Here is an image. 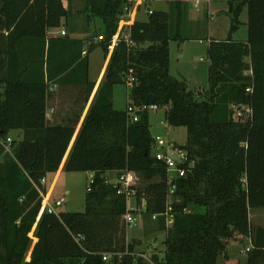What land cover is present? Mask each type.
<instances>
[{
	"label": "trees",
	"instance_id": "obj_1",
	"mask_svg": "<svg viewBox=\"0 0 264 264\" xmlns=\"http://www.w3.org/2000/svg\"><path fill=\"white\" fill-rule=\"evenodd\" d=\"M74 1L83 2L77 13L84 15L85 28L101 20L98 31L89 35H103L92 47L109 54L104 78L76 134L95 86L87 77V56L66 55L70 60L64 68L55 67L59 77L54 84H82L84 89L82 106L71 105L58 124L46 116L50 91L45 82V71L53 79L47 31L74 30ZM169 1V11L151 9L146 20L123 27L134 46L120 41L111 47L119 16L132 5L129 0H0V40L5 43L0 48V141L21 130L10 151L0 143V264H218L219 257V264H241L228 254L233 244L251 245L244 264H264V224L252 225L248 219L249 209L264 208V0H226L229 35L208 42L207 87L198 91L169 71V40L182 39L187 0ZM244 5L247 39L235 41L231 33ZM66 29L57 41L64 49L70 43L81 49L82 39L69 37ZM77 71L79 76L83 71V79H68ZM129 75L134 79L128 104H157L164 107L168 125L186 128L182 147L195 166L178 181L169 211L166 169L150 153L147 111L132 121L126 109L112 106L113 86ZM235 105L249 107V116L237 119ZM64 158L63 170L93 173L84 209L41 211L37 186ZM123 170L147 181L136 185V205L143 200L141 212L156 215L157 229L164 231L148 259L137 251L134 238L126 239V198L107 182L108 172ZM107 253L109 260H103Z\"/></svg>",
	"mask_w": 264,
	"mask_h": 264
},
{
	"label": "rangeland",
	"instance_id": "obj_2",
	"mask_svg": "<svg viewBox=\"0 0 264 264\" xmlns=\"http://www.w3.org/2000/svg\"><path fill=\"white\" fill-rule=\"evenodd\" d=\"M67 4V2H65ZM135 3H132V7ZM83 7V2L74 1L71 3L72 15L71 22L81 29L84 25V15L77 13ZM186 19L181 30V40H169V71L172 76L178 79H185L190 88L196 91L206 89L207 87V69L209 60L207 58V46L210 40H224L229 35L230 19L226 13V0H209L207 3L201 0L198 7L192 5V1H185ZM169 11V0H150L148 4L143 2L136 11H131V16L136 20H146L148 13L146 9ZM212 14L211 19L209 15ZM101 20L95 18L86 27L89 33L98 31ZM77 27V28H78ZM119 28V24H118ZM123 28L121 25L120 30ZM65 29V28H64ZM231 38L235 41H245L247 39V8L243 6L239 23ZM105 61L102 49L96 47L90 53V77L95 79ZM127 82L115 84L112 93V106L114 109L124 110L129 103V86ZM149 129L152 138L160 136L168 138L179 146L184 145L186 141V128L184 126H170L166 123L165 109L160 107L156 110H148ZM11 139L19 138L16 130L9 133ZM6 151V150H5ZM157 151L155 146L151 148V155ZM109 179H116L115 173H107ZM46 179V198L44 204L54 202L60 197L64 198L61 205L56 206V210L64 212L83 211L84 197L86 187L89 185L90 176L87 171H65L59 175L48 173ZM147 183L140 175L136 174V185L140 186ZM143 200L140 202L142 204ZM126 208L133 210L137 208L135 198L130 197L126 202ZM261 208H258L259 210ZM137 217L134 225L125 226V236L127 240L137 238L141 240L137 251L144 252L147 258L154 251H157L160 242L164 237V231L157 229L156 220L144 215L141 211L132 212ZM253 220L264 224V212L253 215ZM257 219V220H256ZM124 223V222H123ZM256 225V224H252ZM258 225V224H257ZM34 240V238H33ZM245 245L233 244L229 246L228 251L233 257H239L246 260L247 253L241 254L239 248ZM236 255V256H235ZM217 263H221V257Z\"/></svg>",
	"mask_w": 264,
	"mask_h": 264
},
{
	"label": "built area",
	"instance_id": "obj_3",
	"mask_svg": "<svg viewBox=\"0 0 264 264\" xmlns=\"http://www.w3.org/2000/svg\"><path fill=\"white\" fill-rule=\"evenodd\" d=\"M201 0H192V5L194 7H198ZM207 3L209 0H204ZM131 3H135V5L130 6L127 4L124 7V13L119 16V28L117 27L116 32L111 36L108 44L111 47H115L118 45L120 41H124L127 43V46H134L135 41L131 39L130 31L123 32V28L120 30L121 25L129 26L131 24V11L134 9V6L141 4L140 0H129ZM146 11L151 13L152 10L147 8ZM209 17L212 19L213 15L210 14ZM61 35L66 34L65 29H61ZM98 41H102L104 39L103 35H98ZM132 76H128L126 78V82L131 84L133 81ZM246 91H251L250 88H247ZM159 106L157 104H141V105H134V104H127L126 112L128 117L132 121H136L139 118L140 112L148 111V110H156ZM250 112L249 107L243 105H235V117L237 119L248 117V113ZM153 139L152 146L157 148V151L153 154L154 158L161 162L165 169H166V183H167V201H166V211H169L171 203L176 199V189L178 186V181L188 175V172L193 169L195 166V159L191 158L188 152L182 147L170 141L168 138H162L160 136H155ZM12 141L11 137H7L5 141L1 140L0 143L4 146L6 151H10L9 144ZM93 179V173L90 174V182L89 185L86 187V190L90 189V183ZM107 182L113 183L116 186V193L123 195L126 198V202L130 197H135L136 195V174L132 171L123 170L119 174H117L116 179L112 181L111 179L107 180ZM45 187V189H43ZM39 191V197L41 198L42 208L41 211H47L48 213H58L56 210V206L61 205L64 201L63 197L55 200L53 203H46L44 204V199L46 198V179L42 178L40 181V187L37 186ZM145 202L143 201L142 204L138 205L137 208H133V210L127 209L125 214V223L126 225H134L136 223L137 217L132 214V212L141 211L144 209ZM152 218H156V215H153ZM168 218V217H167ZM167 224L171 223V218H168L166 221ZM81 238L80 235L75 237V240L78 242ZM251 245L249 244L242 252H247L251 249ZM142 257L148 259L145 254H142ZM110 254H104L103 260H109Z\"/></svg>",
	"mask_w": 264,
	"mask_h": 264
},
{
	"label": "crops",
	"instance_id": "obj_4",
	"mask_svg": "<svg viewBox=\"0 0 264 264\" xmlns=\"http://www.w3.org/2000/svg\"><path fill=\"white\" fill-rule=\"evenodd\" d=\"M192 1V0H189ZM140 2H143V0H140ZM66 4V3H65ZM140 6V4L134 6L133 11H136L138 9V7ZM136 20L131 16V23ZM77 24H74V30H72V32H69L65 27H60V28H55V29H49L47 31V37H46V45H48V43H52V47H53V65H52V75H53V79H49L48 76L46 75V71H45V82L48 83V89L50 91V96L48 98L47 101V109H46V116L51 120V123L53 124H58L60 122H62V120H64V118L67 116L66 113L69 110V108L71 107V105L74 107L76 106L78 108V106H82V101L84 98V89H83V85L82 84H75V83H70V84H66L63 86H57V84H54V81L57 80V78L59 77L57 74V70L59 68H64L66 62H69L68 59H66V55L70 56L71 58H76V55H78V53L80 52V56L81 58L84 56H87L88 59V71H87V77L89 79V81L94 82L95 86L93 88V91L85 105V108L81 114V118L79 120V123L76 127V132L78 131L82 119L85 116L88 106L90 104V102H92L95 93L97 91L98 86L100 85V83L102 82L105 72H106V68H107V62H108V55L105 57V61L102 63L101 69L98 72V75L96 76L95 79H92L90 77V53L93 51V49H95L96 47H100V46H94L92 47V43L98 42L97 38H90L91 33H89L86 28H85V24L81 26V29H79V27L77 28ZM66 29L67 30V34L69 35V37L71 38H81L82 42H83V46L80 49L78 44L75 43H70L72 44L71 46L69 45V47H67V49H64L65 47L61 45V43H59L57 41V39L64 37L63 35H61L60 31L61 29ZM2 33L5 34V31L2 30ZM101 35V34H100ZM50 40V42H49ZM5 45L3 39L0 40V48H3ZM103 52V51H102ZM104 55V53H103ZM69 57V58H70ZM55 67L57 68V70L55 69ZM43 68H46V64H44ZM56 79V80H55ZM68 79L70 80H75V81H79L81 79H83V71H81V75L79 76V73L77 71V74L75 76V78L73 77H68ZM114 87V86H113ZM57 88V89H56ZM113 93V92H112ZM129 94V92H128ZM118 110V109H117ZM18 135L21 136V130H16ZM74 134V135H75ZM19 136V137H20ZM74 139V136H73ZM72 139V141H73ZM71 141V144H72ZM66 157V156H65ZM64 160L63 159L59 169L55 172V175H59L60 172L63 171V164H64ZM88 172V171H87ZM109 173H115L117 175V173L115 171H111ZM89 176L91 174V172H88ZM260 208V207H259ZM258 208H251L248 211V219L249 222L251 224H258L261 225L262 223H259L258 221H254L253 220V215L254 214H258L259 212H264V208H261L259 210H257ZM257 220V219H256ZM249 245V244H248ZM244 249V247L239 248V252L241 254H243L244 252H242V250ZM229 256L233 257V254H230V252L228 251ZM236 256V255H235ZM221 262H222V258H221ZM245 259H241V264H244Z\"/></svg>",
	"mask_w": 264,
	"mask_h": 264
},
{
	"label": "water",
	"instance_id": "obj_5",
	"mask_svg": "<svg viewBox=\"0 0 264 264\" xmlns=\"http://www.w3.org/2000/svg\"><path fill=\"white\" fill-rule=\"evenodd\" d=\"M141 243L140 239L134 238L133 239V244L139 245Z\"/></svg>",
	"mask_w": 264,
	"mask_h": 264
}]
</instances>
